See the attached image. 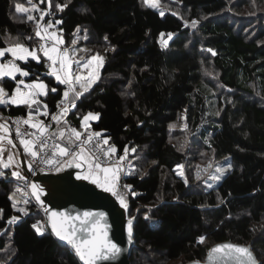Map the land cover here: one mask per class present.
<instances>
[{
  "label": "trees",
  "instance_id": "obj_1",
  "mask_svg": "<svg viewBox=\"0 0 264 264\" xmlns=\"http://www.w3.org/2000/svg\"><path fill=\"white\" fill-rule=\"evenodd\" d=\"M162 4L160 10L143 0H0V49L20 43L37 50L39 63L28 59L18 66L29 73L25 81L46 85L48 114L63 99L64 84L40 51L52 40H41L37 30L43 35L53 25L63 41L59 49L72 56L73 75L79 57L100 56L97 80L50 133L67 144V129L78 126V117L98 114L91 127L129 158L130 172L119 178L117 191L134 217L131 264L203 260L212 244L225 240L249 243L264 264V0ZM185 14L195 26L184 23ZM21 79L2 78L0 87L11 95ZM28 108L0 106L23 116ZM179 122L215 160L208 178L193 179L189 159L175 143L179 131L171 128ZM59 129L65 130L62 139ZM133 150H141V163ZM178 165L185 169L182 177L174 171ZM222 167L225 176L205 189ZM0 172V264H81L49 229L34 231L39 214L25 203L17 184L22 179L9 168ZM20 192L23 201L13 207Z\"/></svg>",
  "mask_w": 264,
  "mask_h": 264
},
{
  "label": "snow or ice",
  "instance_id": "obj_2",
  "mask_svg": "<svg viewBox=\"0 0 264 264\" xmlns=\"http://www.w3.org/2000/svg\"><path fill=\"white\" fill-rule=\"evenodd\" d=\"M143 3L148 6H155L153 0H143ZM57 7L62 10L60 5H57ZM34 10L38 11L39 9L34 8ZM17 11L26 12L28 9L17 6ZM43 15L44 14L42 13L41 19H43ZM33 19L34 17L28 16V20L31 21ZM56 23L58 24L60 21H56ZM195 23L196 22L193 21V26H195ZM51 27H53V25L49 23L47 27L43 29V32L47 35H42L40 30H37L36 35L41 40H45L46 42L48 39L53 41L50 46H46V43L41 44L40 51L43 53V56L51 62L53 67H50V71L53 75H55L56 80L61 84L67 85V90L64 93L65 97H67L69 92L75 91L73 76L70 74V54L68 51H61L58 48V45L62 44L63 41L57 39L55 33H48V28ZM40 28L41 25L37 24V29ZM81 51H83V49H81ZM5 53H10L13 60L7 63L2 62V58L5 56ZM29 57H31L32 60H36L38 63L40 62L36 49H32L30 51L26 46L20 43L0 49V78L8 77L15 80L17 74L21 77L28 76L29 73L19 67L14 61L19 60L27 62ZM92 60H100V57H92L88 63H92ZM57 64H59L58 69L55 67ZM83 67H87V65H83ZM85 79V77L80 75H76L74 77L75 82L79 83V87L82 90L81 92L75 93L77 98L82 95V92L88 91L92 87V83L95 82L94 76L88 77L87 82H81L85 81ZM22 83L23 81L18 82L17 88L13 91L10 97L5 89L0 87V104H25L28 105L29 109H31L32 104L39 103L36 96L46 94L44 91L46 85L42 82L25 85V87L29 89L28 92L21 91L19 84ZM33 89H38L39 92L37 93L33 91ZM52 90L56 91L55 88ZM61 103H64V101H61ZM43 107L45 111L41 113L39 109H37L36 115H48L47 105L45 104ZM73 107H75V105H73ZM67 111L68 109L65 107L60 116L53 115L52 119L59 125L61 123L62 115ZM32 117L33 113L30 110L28 113V119H17V121H15L17 125L20 123L28 124L31 128L37 129L40 133L39 136H35L34 133L27 134L35 137L33 140H28L23 138L25 134L20 132L19 127H17L16 130L17 138L23 146L24 152L31 157V160L28 161L29 171H34L32 165L37 162L38 157L39 163L44 164L50 170L54 169L57 172L62 171L65 166L82 168L83 171L76 176L77 180H86L89 183L94 184L97 188H100L102 191L111 193L113 196L117 197L120 207L127 209L124 196L117 191V184L119 180L118 173L122 170L120 162L125 159V156H120L119 160H117L114 165L107 164L106 161L110 159V154L114 155L116 153V148L114 146L108 147L107 149L101 148L99 141L96 142L95 148H86L85 146L89 145L93 141L94 137L98 138L101 134L89 132L87 137L82 139V133L77 131L75 128L67 129V131L71 133L68 137L67 144L54 143L51 155H48L45 152V149L48 147L47 138L45 137V133H48V126L39 121L36 123H30ZM97 117L98 114L93 115L89 113V115L85 116L84 120L81 122V127H90V125L86 122L89 119H96ZM7 132L8 128L6 125L0 123V133ZM49 135H55V133H49ZM41 137H45V139H41ZM64 137L65 130L59 129L58 138L62 139ZM72 137H74V139ZM6 139L5 135H0V168L5 169L11 167L15 162L12 155H8L7 162L3 159V153L5 152L3 142ZM37 142H39L40 145L39 150H36L35 147ZM7 143L13 144V141L11 139H7ZM107 143L108 141L106 139L103 140L104 145H107ZM125 152L127 153V148L125 149ZM41 153H43V155H41ZM57 157H59V159ZM41 170L43 171L44 169ZM216 171L223 173L224 170L217 168ZM0 175H3V173L0 172ZM12 176L24 179L18 171H13ZM212 178L218 179V177ZM30 187L31 194L36 198L37 202L40 203V197L43 194V189H40L36 184H31ZM124 187L130 189L129 185H125ZM10 199H13V197H10ZM15 203L16 202L14 200L13 207H15ZM25 203H27V201H25ZM17 210L22 213L25 212L23 208ZM15 219L16 217L12 218L13 221ZM48 219L54 235L60 241H63L65 244L70 246L83 264H98V262L115 261L124 251L121 246H118L117 243H114L109 238L107 231L108 225L105 223L106 217L103 212L85 211L76 215H67L63 212H51ZM34 227L36 226L34 225ZM36 230L38 234H42L40 228H37ZM128 240L129 242L132 240L131 221H129ZM203 240L204 238L201 237L199 242L202 243ZM225 249H227V251H225ZM217 253L222 255H215ZM209 264H256V262L249 249L228 244L217 246L209 253Z\"/></svg>",
  "mask_w": 264,
  "mask_h": 264
},
{
  "label": "water",
  "instance_id": "obj_3",
  "mask_svg": "<svg viewBox=\"0 0 264 264\" xmlns=\"http://www.w3.org/2000/svg\"><path fill=\"white\" fill-rule=\"evenodd\" d=\"M0 123L5 124L8 128L7 133H0V135H5L7 139L13 141V144H8L7 139L3 142V147L5 148L3 159L7 162L6 153L9 148L10 155L13 156L15 161L13 165L9 167L11 172H20L24 177L22 180H27L30 185L36 184L40 189H43L40 203L37 202L32 194L31 195L43 211L48 229L59 243L67 245L63 241H60L52 232L48 219L51 212H63L67 215H76L85 211L103 212L106 217L105 223L108 225L107 231L109 238L114 243H117L118 246H121L124 251L115 261L98 262V264H131L130 254L134 245V217H129L128 210L120 207L117 197L113 196L111 193L102 191L86 180H77L76 176L83 171L82 168L65 166L64 169L59 172H46L40 171L32 166L34 171H29L28 160L23 154L21 145L13 138L9 123L5 120H0ZM30 185L29 189L31 193ZM129 221H131L132 229L131 242L128 240ZM228 244L249 249L252 256L255 258L256 264H260V261L257 259L249 243H236L231 240L212 244L207 250L203 260L195 259L183 264H209V253L217 246ZM225 251H227V249H225ZM215 255L219 256L222 254L217 253ZM77 258L79 260L78 256ZM80 263L83 264L82 261H80Z\"/></svg>",
  "mask_w": 264,
  "mask_h": 264
},
{
  "label": "rangeland",
  "instance_id": "obj_4",
  "mask_svg": "<svg viewBox=\"0 0 264 264\" xmlns=\"http://www.w3.org/2000/svg\"><path fill=\"white\" fill-rule=\"evenodd\" d=\"M153 3L155 4V6H154L155 8H157V9L159 8L160 10L162 9V6H163L162 0H153ZM186 17L187 16L185 14L184 18H183L185 24H190V23L193 22V21L192 22L186 21V20H188V19H186ZM43 35H45L44 32H43ZM58 39H60V38L58 37ZM71 48H72V50H71ZM68 49L70 50V53L72 55L74 53V56L76 55V51L78 50L77 48H75V46H73V44L70 45ZM71 57H70V63L72 64V62H71L72 58ZM92 57H95V56H91V57H83L82 56V57H79V63L75 64V67H74V69L76 68V73H74V75H73L72 71L70 70V74L73 76L74 86H75L76 89H78V92H81L82 90L79 87V83L75 82V80H74V77L76 75H80V76L86 78L85 81H81V82H87V78L88 77H93V76L95 77V81H96L98 76H99L98 72H99V68L101 66V58H100V60H92V63L89 64L88 61L91 60ZM73 65H74V63H73ZM83 65H87V67H83ZM23 84H25V83H22V85ZM19 87H20L21 91H23V92H28L29 91V89L26 88L25 86L19 85ZM16 88H17V86L15 87V89ZM66 90H67V88H64V93H65ZM36 92H39V90L36 89ZM63 96H64V98H66L64 94H63ZM5 99H7V98H5ZM38 102L40 104L39 103H35V104H32V106H35L36 109L44 108L43 107L44 104L41 103L40 101H38ZM0 105H2V104H0ZM32 106H31V109H32ZM42 110L45 111V109H42ZM91 114L95 115L94 113H91ZM87 115H89V113H85V114L81 115L80 117H78L76 119V122H77L78 126H70V128H75L77 131H79L81 133L84 132L85 129H87V128H82L81 127V122L84 120V117L87 116ZM61 119H64L63 115H62ZM96 120H97V118L96 119H89L86 123L91 126V122H94ZM171 128H176L177 131H179L178 134L175 137V143L181 150H183L185 152V155H186L187 159H189V164H188L187 167H188V169L191 167L190 169H191V173H192L193 179L194 180H198V178H200V179L208 178L209 174L211 173V168L214 167V165H215L214 164L215 160L211 159L210 153L206 149L202 148L201 146H198V145L194 144L193 138H196V137L191 136V134L187 135V131L185 130V125L183 123L179 122L176 125H171ZM134 155H135V157L137 159V161H136L137 164L141 163L143 161L142 156H141V150L137 151V152L134 151ZM179 166H182V165L176 166L174 171H175V173L177 175H179V176L181 175V177H182V175L184 174V170L185 169L183 168V166L182 167H179ZM221 169L224 170L223 173L217 172L215 175L211 176V177H218V179L211 178L210 180H207L204 183L205 189L213 188L214 186H216L219 183V181H221V179L225 176V173L227 171V170H225L226 169L225 167H222ZM178 173H182V174H178ZM101 175H103V174H101ZM22 195H23V193L20 192L17 195L19 197H17L15 199V202L23 201V196Z\"/></svg>",
  "mask_w": 264,
  "mask_h": 264
},
{
  "label": "built area",
  "instance_id": "obj_5",
  "mask_svg": "<svg viewBox=\"0 0 264 264\" xmlns=\"http://www.w3.org/2000/svg\"><path fill=\"white\" fill-rule=\"evenodd\" d=\"M47 26V25H46ZM61 51H65V49H62L60 48ZM64 87L67 88V85L64 84ZM61 101H64V103H61ZM58 104H57V109L55 112L51 113V114H48V115H36L35 118H33L30 123H36V122H43L44 125H47L48 126V133H45V137L47 138V144H48V147L45 149V152L48 154V155H51V151L53 150L52 149V146L54 143H59L57 139H55L52 135H49L50 131H51V128H52V124L55 122L53 119H52V116L53 115H61L60 113V107L62 109V106L66 105L67 104V99L63 97V99L61 100ZM59 105V107H58ZM44 112V111H43ZM41 112V113H43ZM69 112V109L66 113L63 114L64 118L65 116L68 114ZM17 119H28V117L26 116H23V115H10V114H7L5 112H2L0 110V120H5L6 122L9 123L10 127H11V130H12V135H13V138L18 142H19V139L17 138V127H19L20 129V132L22 134H25L23 136L24 139H28V140H33L35 137L33 135H27L29 133H34L35 136H39L40 133L37 129H34V128H31L28 124H24V123H20L19 125H17L15 123V121H17ZM89 132H93V133H100V137H94L93 138V141L89 144V145H86L85 147L86 148H95V144L97 141L100 142V146L101 148H104V149H107L108 147H111L113 145L111 144H108L107 145H104L103 144V140H107V137L104 135V133L100 130H97V129H94L92 128L91 126L88 127L87 129H85L84 132H82V139H85L88 135ZM45 137H41V139H45ZM36 150H39V142H37L36 144ZM24 155L26 157V159L29 161L31 160V157L29 155H27L25 152H24ZM41 155H43V153H41ZM120 156H125V159L123 161L120 162V167H121V171L118 173V176L120 179H122L125 175L129 174L130 172V160L129 158L125 155V153L123 154H119L117 151L114 155H111L110 154V159H108L106 161L107 164H115L117 160H119V157ZM59 159V157H57ZM103 158V157H102ZM66 159V158H64ZM34 168L42 171L41 169H44L43 171H46V172H55L54 169H49L47 168L44 164H41L39 163V157L37 158V162L36 163H33L32 165ZM122 182V185L124 186V183H123V180H121ZM17 184L19 185L20 188H22L24 190V194H25V200L31 204L35 210V212H37L39 214V216L37 217V219L32 223V227L34 229V231L37 233V228H40L41 232L43 233L46 229H48V226H47V221H46V217L43 213V211L41 210L40 206L37 204V202L35 201V199L33 198V196L31 195L30 193V189H29V182L27 180H19L17 182ZM34 225L36 227H34ZM38 234V233H37ZM38 235H41V234H38Z\"/></svg>",
  "mask_w": 264,
  "mask_h": 264
},
{
  "label": "crops",
  "instance_id": "obj_6",
  "mask_svg": "<svg viewBox=\"0 0 264 264\" xmlns=\"http://www.w3.org/2000/svg\"><path fill=\"white\" fill-rule=\"evenodd\" d=\"M46 28V27H45ZM48 33H55V35H56V37H58L57 35V31L54 29V28H49L48 29ZM58 39V38H57ZM48 40H51V39H48ZM53 43V41H51V44ZM50 44V45H51ZM49 45V46H50ZM58 47H60V44H59V46ZM7 48V47H6ZM4 49V48H3ZM30 50V49H29ZM31 51V50H30ZM71 57V56H70ZM72 58V57H71ZM28 59H31V57H29ZM13 60V58H12V56H11V54L10 53H5V56L2 58V62H4V63H7V62H9V61H12ZM17 65L19 64V62H21V61H19V60H16V61H14ZM71 62H72V59H71ZM51 63V62H50ZM72 66H73V63L71 64V71H72ZM51 67H52V65H51ZM57 69L59 68V64H57L56 66H55ZM50 73H52L51 71H50ZM18 75V74H17ZM4 78H8V77H4ZM0 79H2V78H0ZM11 79V78H10ZM19 81H23V83H25V84H19V85H21V86H25V85H29V84H33V83H35L36 81H25L24 80V77H22V79L21 80H19ZM38 82V81H37ZM39 82H41V81H39ZM43 83V82H42ZM33 91H35L36 92V89H33ZM44 91H45V93H46V88L44 89ZM76 92H78V89H76L75 88V91L74 92H69V95L66 97V99H67V104L66 105H64V106H62V109H61V107H60V112L62 113V111H63V109L65 108V107H67V109H69V108H71V106H72V104L74 103V101L76 100V98H77V96H76ZM38 93V92H37ZM12 95V94H11ZM11 95H8L9 97L11 96ZM45 95H37L36 96V99L38 100V101H40L41 103H43L44 105H45V103L43 102V97H44ZM40 104V103H39ZM2 105H7V103H4V104H2ZM11 105H14V104H11ZM20 105H25V104H20ZM1 106V105H0ZM14 106H17V105H14ZM28 106V105H27ZM42 109H44V108H42ZM42 109H39V111L40 112H43L44 110H42ZM32 111V113H33V117H32V119L33 118H35L36 117V112H37V109L35 108V106H32V109H29L28 108V110H27V113H26V117H28V113H29V111ZM60 113V114H61ZM59 116V115H58ZM92 123V122H91ZM24 150V149H23ZM8 155H10V152H9V148H8V151H7V153H6V158L8 157Z\"/></svg>",
  "mask_w": 264,
  "mask_h": 264
},
{
  "label": "clouds",
  "instance_id": "obj_7",
  "mask_svg": "<svg viewBox=\"0 0 264 264\" xmlns=\"http://www.w3.org/2000/svg\"><path fill=\"white\" fill-rule=\"evenodd\" d=\"M65 88V87H64ZM3 112V111H2ZM20 144V143H19ZM21 145V144H20ZM21 147H22V145H21ZM22 150H23V147H22ZM23 154H24V150H23ZM25 156V155H24ZM56 172V171H55Z\"/></svg>",
  "mask_w": 264,
  "mask_h": 264
}]
</instances>
